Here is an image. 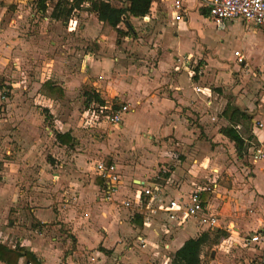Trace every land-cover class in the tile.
<instances>
[{
	"label": "crops",
	"instance_id": "obj_1",
	"mask_svg": "<svg viewBox=\"0 0 264 264\" xmlns=\"http://www.w3.org/2000/svg\"><path fill=\"white\" fill-rule=\"evenodd\" d=\"M161 1L169 2L167 8L173 3V0ZM182 2L185 9L182 21H175L170 10L171 20L168 27H162L161 31L143 32L142 29H138L135 22H145L142 19L130 18L129 33L127 24L125 25L127 32H124L121 31L120 25L110 27L99 21L96 14L87 11L77 19L78 28L69 29L67 26L66 30L58 27L62 21L54 20V25L47 29L38 19H33L36 16L32 13L33 5H29L28 0H0V46L3 44L2 48L8 56L6 62L17 65L15 70L19 69L21 74L19 79L23 80L12 86L19 85L23 87L21 90L25 91L32 90L34 96L37 95V99H33L34 102L45 104L44 107L49 109L50 114L56 119L61 134H70L76 138L74 132H71L68 114L61 118L58 114L60 109L65 107L69 112L71 101L84 86H95L107 100H112L106 101L105 105L111 104L119 108L130 103L128 113L132 114L141 109L143 116L150 120L147 125L129 126L125 131L124 117L127 113L123 117V123L118 127L107 123L96 126L99 128L97 132L103 131V134L108 133L109 136L106 141L98 142V149L95 146L85 149L83 145L70 148V145L60 143L48 149L52 160L45 161L47 166L51 167L54 164L55 167H60V170L55 171L57 175L43 173L46 177H42V181L44 178L53 181L50 183L49 192L56 193L49 195L42 193V199L30 206L32 207L30 216L34 222L44 226L43 232L37 233L40 236H46L48 232H57V227H60L58 223L67 225L68 230H71L69 234L75 240V250L65 258L63 253L71 247V239L62 242L59 241V237H53L51 249L38 246L29 249L41 264H58L64 261V264H79L75 262V257L80 256L82 252L87 253L93 264H112L114 261L120 264L132 250L125 238L132 235L133 240H136L142 229L141 223L134 225V222L127 218L129 210L121 207L120 202L127 198H136L143 185L155 182L161 183L165 192L177 199H187L192 192L200 190L203 202L219 219L220 227L213 230L202 229L193 220L179 227L156 224L154 230L145 231L147 247L140 248L142 250L156 248L158 243H162L165 250L176 253L189 239H196L204 233L226 231L229 235L225 234L217 249L228 252L232 247H247L246 239L264 231V161L255 162L252 157L253 148L264 143V126L258 127L257 124L258 121L264 120V112L253 108V104L244 107L239 99L230 102L228 99L213 97L211 88H200L195 84L192 88L188 85L189 79L186 76H182L181 80L174 79L176 85H173L168 75V69L174 66L176 70L182 68L183 61L175 62L176 56L184 58L192 53L194 48H203V44L209 45L214 53L220 52L222 45L227 42L235 43L239 40L246 45V41L253 39L260 32L264 33V29H257L252 23L244 20L228 21L221 27L215 25L213 29L202 22L209 15H201L200 11L204 9L201 0ZM154 11L152 8V14ZM191 12L198 14L197 21L201 23L200 26L192 19ZM242 22L256 28L255 31L248 33ZM37 23L40 26H36ZM31 28L33 29L30 32ZM96 34L99 36L94 37ZM95 38L100 46L96 54L79 51L78 47L89 46ZM199 38H202L201 44L197 41ZM152 46L158 49H153ZM159 48L162 56L157 59V63L150 61L157 56ZM236 51L242 52L246 61L248 60L249 53L245 48L237 49L234 53ZM131 54H134L133 57ZM218 54L220 59L224 60L222 61L224 68L229 63L235 69H241L246 65L238 64L235 56L229 61L226 53L223 54L221 51ZM171 59H174L173 62ZM184 60L189 64V58L185 57ZM263 64L264 53L261 65ZM88 68L90 73L86 72ZM188 73L192 78L194 73L189 69ZM179 81L184 85L182 89L177 87ZM97 91L96 93L100 95ZM193 92L204 99H198ZM25 101L29 100L10 99L2 124L11 126L13 122L23 120V125L29 126L28 121L34 122V126L38 125L40 118L33 114L26 115L22 109L15 111L13 108L15 104L22 105ZM262 103L264 104V99ZM263 104L259 107L263 108ZM97 105L99 104L93 102L91 108ZM228 105L238 107L251 119L250 122L242 119L236 123L235 129L240 135L242 126L253 123L251 124L253 135L249 139L241 135L245 141L243 155L248 153L251 160L247 164L241 163L243 155H239L234 141L222 132L232 125L229 118L224 116ZM193 118L199 120L200 126L191 122ZM217 120L220 122L219 126L214 127L213 122ZM81 122L83 125V120ZM139 129H144L139 139L144 144L136 147L135 141L131 144L130 140L125 138L128 133ZM116 133H121L123 145ZM143 135L145 138H142ZM127 143H130V148ZM204 143H208L209 149L200 151ZM67 149L70 151L68 157L64 158L58 153ZM220 151L230 152L236 156L232 168L237 170L235 174L240 175L233 180V187L229 190L218 188L219 169L213 168L218 165L217 163L213 164L205 186H200L194 177H190L195 176L193 169L187 167L181 171L182 165H177L180 164V161H177V152H181L187 156L184 164L189 162L190 158H194L196 165L193 167L200 165L207 169L209 166H204L210 163L212 158L219 161V156L222 157ZM99 158L109 159L106 161L116 164L121 174L120 194L114 198L116 202L105 200L103 180L95 175L94 166L97 162L95 159ZM17 166L21 167V161H17ZM231 172L234 174V171ZM60 188L62 192L59 191ZM217 191L219 193L216 198H212ZM241 194L244 195L242 199ZM219 196L225 205L221 208L218 206ZM233 204L236 205V210L250 212V216L237 221L233 215L236 211L232 210ZM223 224H227V227ZM243 233L248 234L245 236ZM41 238L42 240L39 238L38 240L43 241V237ZM251 246L257 263L260 251L255 245ZM169 262L170 259L166 260L165 264Z\"/></svg>",
	"mask_w": 264,
	"mask_h": 264
},
{
	"label": "rangeland",
	"instance_id": "obj_2",
	"mask_svg": "<svg viewBox=\"0 0 264 264\" xmlns=\"http://www.w3.org/2000/svg\"><path fill=\"white\" fill-rule=\"evenodd\" d=\"M59 1L63 2L64 0H48V12L42 15L38 10L39 6L37 0H28V4L33 5L32 13H35L36 16L33 19H38L39 22L43 23L44 26L47 27V29L48 27H52V25H54V20L50 17V15ZM160 1H158L157 4L153 5L152 7L155 10V17L151 22L148 24H145L147 22L142 23L141 21H139L140 23L135 22V24L139 27L138 29H142L143 32H154L157 30L161 31L162 27H168V22L171 20V7L167 8L169 2ZM110 2L116 7H125L128 4L126 0H111ZM166 2L167 4H165ZM191 3L192 1H190V5H192ZM87 6L88 5H85V7ZM200 8L201 6L198 3V9ZM83 9L84 8L75 10L70 19L80 18L81 14L85 11ZM204 10L206 9L204 8ZM191 16L196 25L200 26L201 23L197 21L198 14L191 12ZM46 18L49 19L47 20ZM202 22H204V25L210 26L213 29L216 27L209 17H206L205 20H202ZM68 23L69 21H67V23L62 22L58 27L66 28L67 30V26L69 28ZM242 23L248 33L255 31L256 28L253 26L247 25L244 22ZM35 25L38 26L39 24L37 23ZM125 25L126 24H120L122 29L121 31L127 32V26ZM32 29L33 28H31L30 32ZM98 36L99 35L96 34L94 37ZM131 36H133V34ZM200 39L202 38L197 40L199 44H201ZM2 45L3 44L0 46V85H2V88H0V244L7 245L11 249L23 247L25 250L28 249L27 251H29V249L32 247L37 246L43 249H51L50 245L53 244V237H59V241L62 242L67 241L69 238L71 239V247L65 250L63 253L64 257L67 258L75 250V240L74 237L69 234L71 230H68L67 225L58 223L59 225H57L60 227H57V232L54 233L51 231L52 233L48 232L46 233V236H40L37 233L40 234V232H43L44 226L42 227L40 224L34 222L30 216V210L32 208L30 206H32L33 202L42 199V193H46L47 195L50 193H56L49 192L50 183H53V181L50 182V180H46L47 178H44L42 181V177H46L43 176V173L57 175L55 171L58 169L60 170V167H55L56 165L54 164L49 167L45 162L49 159L52 160V156H50L48 149H50L52 145H58L59 142L57 141L56 136L61 133L59 132L60 128L55 122L56 119H54V116L50 114V110L44 107L45 104H37L34 102L33 99H37V95L34 96L35 94L32 93V90H21L23 87H19V85L15 87L12 86V84L15 85L20 81L22 82L23 80L19 79L21 77L19 69L17 68L18 70H15V66L17 65H14L13 62H6L8 56L5 52V49L2 48ZM99 47L100 46L97 43V38H95V40H93L89 46L84 48L78 47V49L80 52L84 51L85 54H96ZM152 47L153 49H158L155 46ZM242 48H245L249 53L247 56L248 60L246 61V65L242 66L241 69H235V67L229 63V65L225 66L224 68L222 64V61L224 60L220 59L221 57L218 53L221 51L223 54L226 53L227 60L229 59L230 61L231 58L232 60L234 59V51L237 49L242 50ZM220 52L218 51V53H214L213 50L210 49L209 45L203 44V48H194L192 53L185 56L186 58L190 59L189 64H187L186 60H184L185 57L180 58L176 56L175 62L178 61L179 63L180 61H183V64L181 70L174 69L175 66L168 69V75L171 77V82L174 83V79L181 80L182 76H186L189 79L188 85H191L192 88H194V84L200 88H211L213 91V97H217L218 99H228L230 102H236V99H239L240 103L244 107H246L248 104H253V108L255 107V109H258V111L264 112V106L263 108L259 107L261 104H263L262 100L264 99V64L261 65L263 62L264 53V33L260 32L253 39L246 41V45L245 42H240L239 40L235 43L227 42L222 45ZM133 55L134 54H131V57H133ZM161 56L162 51L159 48L157 56H155L153 59H150V61H156L157 63V59ZM173 60L174 59H171L172 62ZM188 69L194 73L192 78L189 77ZM89 70L90 69L88 68L86 72L90 73ZM173 85L176 84L174 83ZM177 87L182 89L184 85L179 81ZM96 91L97 89L95 86H84L76 98L71 101L72 105L70 106L69 112L65 109L66 107L62 110L60 109V114H58V116L61 118L68 114V117H70L68 118V121L71 125V132H74V135L76 136V138L71 136L73 142L72 145L69 146L70 148H73L75 145L77 147L83 145L85 149H87L89 146H95L98 149V142H104L109 137L108 133L103 134V131L97 132V129L99 128H96L94 125L90 126L91 124L87 122L89 117L84 116L87 110L91 108L92 104L91 103L89 106H87V93H96ZM99 93L101 97L105 99V101H112L111 99L107 100L100 91ZM193 95L195 96L196 92H193ZM196 97L198 99H204L199 95H196ZM10 99H28L29 101L32 99L31 102L25 101L22 103V105L19 103L15 104L13 108H15V111L22 109L26 115L33 114V116L40 118L39 124L34 126V122L28 121L29 126H27V124L23 125V120L20 122H13L11 126L2 124L4 115L8 110V101ZM121 103L123 104V102ZM129 105L131 104L129 103ZM210 114L212 115V113ZM216 115H218V112H216ZM5 119L7 118L5 117ZM124 119L125 121L123 129L125 131L129 126H143L150 123L149 118L147 116H143L141 109L132 114L128 113ZM82 120L84 122L83 125L81 122ZM191 122H193L194 125L200 126L199 120L193 118L191 119ZM219 123L220 122L217 120L216 122H213V126L218 127ZM259 123L264 124V120L257 122V124ZM251 124L244 127L242 126L240 130L241 135L246 139H249L253 135V125ZM39 130L40 132H36ZM143 130L144 129H139L137 131H133L132 133H128L125 140H130L131 144H133L135 141L136 147L142 146L144 143H141L139 139L141 138L140 135ZM120 134L121 133H116V135H118L117 138L121 139L122 141ZM142 138H145V135H143ZM120 143L123 145L124 142L122 141ZM130 143H127L129 148L131 146ZM207 148L209 149L208 143H204L201 146L200 151H205ZM8 149H10V152H8ZM74 151H76V149ZM69 152L70 151L67 149L58 153L65 158L68 157V154H70ZM177 154V161H180V164L177 165H182L180 166L181 171L187 167H189V169H193L195 176L190 175V177H194V179L199 182L200 186H205L207 184L208 180L206 179L209 175H211V169L215 163L219 165L213 166V168L219 169V189H231L233 187V180L240 175L237 173L235 174L237 170L232 168V163L235 162L236 156L234 154H230V152L226 153L224 151H220V155L222 157L219 156V161L216 158H212L211 162L205 164L204 166L206 167L208 165L209 167L207 169L201 167L200 165L193 167L196 165L194 158H190L189 162L184 164L186 162L185 160L187 159V156L181 152H177ZM102 159L103 158L95 159V161H100ZM104 160L109 159L105 158ZM17 161H21V167L17 166ZM240 161H242L241 163L243 164L249 163L251 160L248 156V153L244 154ZM43 169H45V171H43ZM231 171H234L235 175ZM187 173H189V170H187ZM190 184L191 183H189V185ZM52 190L53 189H51V191ZM59 191L62 192V189L60 188ZM217 193L219 192L217 191L212 198H216ZM221 195L223 197V194ZM242 196L244 195L241 194V199ZM222 197L219 196L217 198L219 200L218 206L220 205V208L225 206L224 202L222 201ZM211 201L212 200H210V202ZM226 206L230 207L229 205ZM232 210L233 212L236 210L235 204H233ZM250 214V212L245 213L239 209L233 213V215L237 218V221L239 219H245L246 217L250 216ZM137 223V221H134V225H137ZM224 226L227 227V224ZM248 233L243 234L246 236ZM225 234L229 235V233L226 231H223V233H220L219 235H217L216 232H212L210 242L203 249L202 264H256V260H254L255 252L253 251L251 245H248L247 247L243 245V247H232L228 252H225L224 250H218L217 246L224 238ZM250 234H252V232H250ZM41 237H43V241H41ZM38 238L41 240L39 241ZM125 240L129 242V248L132 250L127 253L122 262L120 261V264H165V261L169 259V264H171L175 254L174 251L165 250L162 243H158L159 245L156 248L142 250L137 245L136 240H133L132 235H130L128 238H125ZM156 253H160L159 256H156ZM76 257V263H94L91 261V259H89V256L86 252H82L80 256ZM64 263L65 261L58 264ZM20 264H26V259H22ZM112 264H116V262L114 261Z\"/></svg>",
	"mask_w": 264,
	"mask_h": 264
},
{
	"label": "built area",
	"instance_id": "obj_3",
	"mask_svg": "<svg viewBox=\"0 0 264 264\" xmlns=\"http://www.w3.org/2000/svg\"><path fill=\"white\" fill-rule=\"evenodd\" d=\"M201 2L208 11L209 19L217 27L225 25L228 21L244 20L252 23L257 29H264V0H201ZM170 7L174 20L182 21L185 10L182 0H173ZM154 17L153 12L143 17L142 20L149 23ZM77 24V18L70 19L69 29L76 28ZM234 56L238 64H246V58L242 52L236 51ZM129 109V105L119 108L111 104L97 105L87 110L84 116L89 117L87 122L91 124L90 126L107 123L118 127L123 123V116L129 112ZM263 126V123L258 124V127ZM252 157L255 162L264 161V143L253 148ZM94 171L95 175L103 180L105 200L116 202L114 198L120 194L121 187V174L117 165L100 160L95 163ZM120 205L129 210L127 218L131 222H134L136 217L141 219L142 229L136 237V243L142 249L147 247L145 231L154 230L156 224L179 227L193 220L202 229L213 230L220 227L219 219L203 202L200 190L192 192L187 199H177L170 197L161 183L155 182L143 185L136 198L124 199ZM245 243L255 245L259 249L256 264H264V231L250 236Z\"/></svg>",
	"mask_w": 264,
	"mask_h": 264
},
{
	"label": "trees",
	"instance_id": "obj_4",
	"mask_svg": "<svg viewBox=\"0 0 264 264\" xmlns=\"http://www.w3.org/2000/svg\"><path fill=\"white\" fill-rule=\"evenodd\" d=\"M48 0H37L39 12L43 15L48 11ZM111 0H64L59 1L54 7L50 17L53 20L66 22L69 21L75 10H83L97 15L99 21L107 24L110 27H117L120 24H127L128 32H131L129 27L130 18L142 19L146 15L152 13V7L155 2L160 0H126L129 5L125 7H114L111 5ZM88 4L87 7L85 5ZM201 15L207 16L208 11L201 9ZM1 78V76H0ZM2 88V85H0ZM87 106L95 102L100 106L105 105L106 101L101 98L98 93H87ZM117 107V106H116ZM226 114V115H225ZM224 116L229 118L231 126L222 130V132L236 144L239 155H243L245 141L243 137L235 129L237 122L242 119L250 122L251 119L246 113L242 112L238 107L230 106L226 108ZM57 141L62 145H71L73 139L70 134H58ZM135 221L141 223V219L136 217ZM214 233V232H213ZM217 235L221 231L216 232ZM211 233H204L196 239H189L183 246L175 253L171 264H202V253L204 247L210 242ZM22 259H26V263L41 264L36 255L23 247L9 248L7 245L0 244V263L3 264H20Z\"/></svg>",
	"mask_w": 264,
	"mask_h": 264
}]
</instances>
